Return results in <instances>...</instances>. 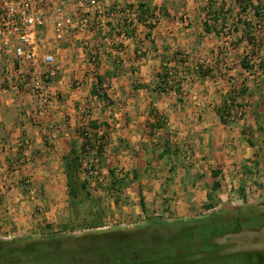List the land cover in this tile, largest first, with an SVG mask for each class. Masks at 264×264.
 I'll return each instance as SVG.
<instances>
[{
	"label": "rangeland",
	"instance_id": "374dc122",
	"mask_svg": "<svg viewBox=\"0 0 264 264\" xmlns=\"http://www.w3.org/2000/svg\"><path fill=\"white\" fill-rule=\"evenodd\" d=\"M144 1L146 0H143V4H147ZM167 1V5L170 6V1ZM191 1L194 4L199 2V4L197 3L196 11L204 13L206 18H209V20L207 19L209 22L206 21V23L204 21L196 22L194 25L195 32H198V28L204 29L205 24H207L213 31L216 30L217 33L223 34L222 40L218 39L222 44L218 45L216 43L214 49L206 47L200 54L193 52V49L191 51V47L167 53L165 50L168 51L172 48V44H175L176 36L171 37L173 41H170V43H167L161 37L162 42L159 43V46L163 53L159 55L161 57L159 64L155 68L150 67L149 70H140L141 66L135 62V60H140L137 58L136 51L144 46L142 42H139L140 35L143 37L149 29L141 28L138 34L139 37L137 35L138 41L134 40L132 42L133 51L126 54L125 63L117 64L112 56L107 55L103 57L96 70L92 71L91 67H87L89 68L87 73L90 74L91 78H97V76L106 78L104 81L106 84L105 88H100L99 94L101 96L112 87L110 85L112 76H116L120 81L125 80L126 82L132 78L134 79L123 86L115 85L113 91L109 92L110 96L106 95V93L107 98L100 100L101 102L98 99L90 100L91 93L88 91L91 90V87L88 85L83 86L82 89L87 90V95L81 102L76 101L78 105L72 102V107L76 109L79 104L82 105L80 113L75 112L73 119L70 121L71 132H73L71 142L83 163L82 167L72 171L74 190L77 195L75 198H71L67 185V164L73 159L70 151L69 155L62 160L64 170L62 188L64 191L60 193L57 190L59 189V180L57 179L52 185L53 188H57L56 193L46 191L37 197L35 191L34 197L27 195L30 200L36 198L42 203L40 206L37 205L35 209V213L40 219L36 227L29 230L26 236L13 240L48 237L53 234L78 235L93 231L125 230L126 228L142 226L150 218L154 217L162 220H179L198 217L207 213L204 209V206L208 204L206 196H203L205 200L201 201L200 197H197L199 192L192 193L196 195V198H193V196L189 198L184 193L178 196L175 194L176 191L171 193V188L170 190L168 189L177 183L186 190L184 191L186 193L190 187H194L197 184V180L193 176V178L191 177L192 179L186 180V175H184L178 181H175V178L179 175V170L185 174L188 169H192L193 152L190 148L186 149V144H177L174 141L178 135L172 130L169 132L168 117L164 113H160V109L156 105L161 101L162 95L170 94L178 88L174 85L166 86V80L161 76H166L167 70H171L174 76L183 78L184 81H186L188 75H198L202 79L205 78V80L208 78L211 83L223 80H228L230 83V79L234 80V78L242 77L243 81L241 84L237 88L232 89L230 94L236 93V97L247 108L245 117L250 115L251 118L258 121L257 125L261 124L263 129L261 136L264 142V22L257 17L258 12L264 15V0L246 1L244 3L247 7L246 11L242 10L235 0ZM147 2L149 7L159 9L160 17H167L168 9L165 5H158L159 8L152 5L151 0ZM174 2H176L174 4H177V2L182 3L181 0H175ZM255 8L258 9V12H256ZM168 16L170 15L168 14ZM181 18L182 16L179 17L180 21ZM246 25L250 26V28H247ZM191 26V22L187 27L181 25L176 30V33L188 30ZM245 30L252 32L251 37L254 38V41H249V36L246 35ZM201 40H203V37L197 34L194 42L198 43ZM192 43L193 40L190 41L189 46ZM153 46L154 40L152 43H147L143 59L147 56L148 48H153ZM182 55L186 56V61L180 58ZM243 60H246L252 69L243 68ZM197 67H199V70H196ZM229 71L233 75L225 78V76H228ZM0 75L4 76L2 68H0ZM145 79L149 80V82H140V80ZM71 84L76 89L81 87L82 83L79 79H75L72 76ZM183 84L184 82L182 86ZM1 87L5 88V83H1ZM133 87H142V89L146 87V97L147 95L153 96L154 101L152 104L147 105V107L144 106L145 103L133 106ZM181 87L178 94L183 96ZM125 88H128V90H125ZM82 89L81 91L83 92ZM117 94L119 95L117 96ZM230 94L224 98V101L230 98ZM63 100L60 99V101ZM130 100H132L131 105L128 103ZM66 118L67 116L65 120H67ZM148 119L152 120L150 124L160 119L163 127L158 129L160 133L155 136L149 127L150 124H146L144 135L147 141L145 142L139 141V143L132 145V143L125 141L119 136H110L113 133L111 129L115 123L126 122V124H134L138 129L142 128ZM30 122L37 126L42 124ZM92 122H96L97 132L92 130ZM54 124L56 126L59 125L58 122ZM226 124H229V122ZM85 132L91 134L90 146L97 140L101 141V156L98 157L97 150L96 153H93L92 149L83 150L85 144L83 134ZM252 138L254 139V137ZM23 139H28L32 143L31 138L27 136L23 137ZM165 143H169L171 151L166 154L165 158H162ZM261 155L264 156V153H261ZM263 159L261 157L260 161L262 162ZM255 162L256 164L252 166L253 171L251 172L259 171L258 165H260V162L256 160ZM242 171H244V168H242ZM126 175L128 177V187L120 188L119 185L115 186L113 184L114 178L120 180ZM184 178L185 181H183ZM198 182L201 183L200 186L204 190H210L213 181L198 180ZM221 182L222 187L217 193H212L211 191L207 193V196L211 194L214 202L217 203L215 211L246 208L247 206H254L264 211V180L259 181L258 177L254 178L253 176L244 180L240 178L232 180L227 175L221 178ZM83 184L87 186L86 189L82 188ZM31 187L35 190L33 182ZM241 188H243V191H241ZM22 192L27 194L24 189H22ZM200 192L203 194V191ZM141 196L146 199V212H143L141 208ZM47 201L60 207L50 211L49 208L43 207V203ZM178 208L188 209L189 213L187 215L174 214L173 212ZM175 230L176 227L171 228L162 224L161 235L167 236L174 233ZM101 241L102 239L99 238L96 243L101 244ZM79 244V248L84 250L88 247L97 246L95 243L89 246L88 239H84ZM213 244L214 249L224 256L264 251V228L259 231L243 230L239 233L229 234L214 240ZM48 246L49 248H57L53 244H48ZM64 246L69 248L72 243H66Z\"/></svg>",
	"mask_w": 264,
	"mask_h": 264
},
{
	"label": "crops",
	"instance_id": "0c3cea01",
	"mask_svg": "<svg viewBox=\"0 0 264 264\" xmlns=\"http://www.w3.org/2000/svg\"><path fill=\"white\" fill-rule=\"evenodd\" d=\"M138 1L143 3V0ZM147 1L144 2L149 6ZM151 1L152 5L157 7L165 5L170 16L167 14V17H160V23L154 30V46L148 48L146 58L139 61L135 60L136 64L141 66L140 70L157 67L161 58L159 55L163 53L159 43L162 42V39L170 43V41H173L171 37L174 35L176 36L175 44H172V48L168 51L165 50L167 53L191 47V51L193 49V52L200 54L206 47L214 49L216 43L218 45L222 44L218 39H221L223 34L217 33L216 30L213 31L210 28V32L206 33L203 28H198V32H195L194 25L196 22L204 21L206 23L209 20L204 13L196 11L199 2L194 4L191 0H181L182 3L177 2V4H174L176 3L175 0H169L170 6H168L167 0ZM185 14L189 17L192 26L188 30L176 33V30L182 25L179 23V17ZM197 34L202 36L203 40L195 43L194 39ZM140 37L142 38V35ZM161 37L163 38L161 39ZM192 40L193 43L189 46ZM139 42L141 43V40ZM132 49L133 44L130 43L126 54L131 53ZM55 54L60 63L61 76L51 83L50 89L60 93L61 99L65 101H59L45 118L44 124L39 123L40 126L30 122V114L34 109V99L31 94L24 90L16 92L8 86L2 88L1 83L3 81L2 75H0V239L2 240L22 238L28 234L29 230L34 229L39 222L40 218L35 213V209L37 205L40 206L42 203L36 198L30 200L27 194L22 192L21 181L23 178L29 177L32 180L37 197L46 191L56 193L57 188H53L52 185L57 179L59 180V189L57 190L60 193L64 191L62 188L64 181L62 160L69 155L73 148L71 142L73 132H71L70 121L73 119L75 112L80 113L82 105L79 104L76 109L72 107V102H81L86 97L87 90L82 89L83 86L88 85L92 89L97 83V78H91L90 74L87 73L89 71L87 67L90 66L83 58L84 55L80 49L70 48L66 52L55 51ZM230 75H233L231 71L228 72V76H225V78L230 77ZM72 76L81 81V87L76 89L73 87L71 84ZM110 79L112 87L106 90L107 94L105 93L108 96H110L109 92L113 91L115 85L129 84L134 78L128 80V82L125 80L120 81L116 76H112ZM242 81L243 78L240 77L234 78V80L230 79V83L228 80L211 83L208 78L205 80V78L202 79L198 75H188L181 88L183 96L173 91L170 94L162 95L161 101L156 104L160 109V113H164L168 117L169 132L172 130L178 135L174 141L177 144H186V149L190 148L193 152L192 169H188L185 174L179 170V175L175 178V181L186 175V180L193 176L197 180V184L194 187H186L189 189L185 193L186 190L176 183L168 188L169 190L171 188V193L176 191L175 194L178 196L184 193L189 198L192 196L196 198V195L192 193L199 192L197 197L204 201L203 196L207 197V193L211 189L204 190L198 180L213 181L212 173L214 171L221 172L220 177L217 179L221 187V178L227 175L232 180L234 178L244 180L252 176L254 178L258 177L259 181L264 180V159L262 162L260 161L261 157L264 158L261 155V153H264L261 124L257 125L258 121L251 118L250 115L241 121L226 124L222 121L219 113L222 112L224 98L231 93L232 89L237 88ZM140 82L148 83L149 80H140ZM105 85L103 82L101 87L105 88ZM100 88H98V93H100ZM138 88L133 87V106L136 104L141 105V103H145V107L151 105L154 101L153 96L147 95L146 97V87H143V89L142 87ZM125 90H128V88H125ZM88 92L91 93V90ZM89 99L96 100L97 97L91 94ZM132 100L128 101L130 105ZM98 101L100 100L98 99ZM75 105H78V102ZM59 111L63 112L65 117L67 116V120L59 115ZM148 121L142 128L138 129L134 124L115 123L111 129L113 133L110 136H119L132 143V145L139 143V141L145 142L147 141L144 135L146 124L152 123V120L148 119ZM49 122H58L59 125L55 129H51L49 128ZM25 136L32 140V148L26 152L18 149V142ZM24 154L29 155L31 163L20 165L19 159ZM255 160L260 162V165H258L259 171L251 172L253 171L252 166L256 164ZM242 168H244V171H242ZM185 178L183 181H185ZM200 191H203V194ZM241 191H243V188H241ZM44 206L46 209L49 208L50 211L60 207L57 204L52 205L48 201L43 203ZM173 213L187 215L189 210L178 208Z\"/></svg>",
	"mask_w": 264,
	"mask_h": 264
},
{
	"label": "built area",
	"instance_id": "2783aa9c",
	"mask_svg": "<svg viewBox=\"0 0 264 264\" xmlns=\"http://www.w3.org/2000/svg\"><path fill=\"white\" fill-rule=\"evenodd\" d=\"M140 4L143 3L138 0H0L2 81L16 92L24 90L31 94L34 109L30 121L44 124L51 109L61 99L60 93L50 89L61 72L55 51L80 49L94 71L107 55L112 56L117 64L123 63L128 45L137 40L141 28H149L139 38L144 46L136 51L137 58L143 59L147 43L154 40L160 14L159 9L151 8L150 14L143 15ZM179 23L188 26L189 17L183 15ZM180 58L186 61L185 55ZM165 80L166 86H182L184 82L171 70H167ZM230 95L223 107V119L229 123L241 121L247 108L236 93ZM59 115L65 117L61 111ZM48 124L49 128H56L54 123ZM153 133L156 136L160 131ZM90 137L89 132L83 134L85 143L88 144ZM100 145L101 141L97 140L86 149L96 153ZM31 148L32 143L28 139L18 142L19 150L26 152ZM19 163H31L29 155L24 154ZM31 183L29 177L23 178L21 187L27 195L34 197Z\"/></svg>",
	"mask_w": 264,
	"mask_h": 264
},
{
	"label": "trees",
	"instance_id": "16d2710c",
	"mask_svg": "<svg viewBox=\"0 0 264 264\" xmlns=\"http://www.w3.org/2000/svg\"><path fill=\"white\" fill-rule=\"evenodd\" d=\"M242 10H247L244 3L252 0H235ZM143 15L152 12L147 4H140ZM256 12L258 9L255 8ZM258 18L264 22V15L257 13ZM247 28L250 26L246 25ZM204 30L210 32L209 26L205 24ZM249 41H254L252 32L245 30ZM242 67L252 69L246 60L242 61ZM165 79V75L161 76ZM104 76H97L96 86L91 89V94L97 99L107 98L105 94L98 93L105 81ZM176 92H180L181 85L178 84ZM182 88V87H181ZM163 89V88H162ZM225 105V103L223 104ZM220 117L224 123L223 113ZM151 131L162 129L163 123L159 119L150 124ZM94 132L98 131L96 122L91 123ZM89 145L85 143L83 150ZM169 143L164 144L166 157L171 151ZM102 146L97 149L98 157L101 156ZM73 159L67 164V185L71 198L76 197L72 171L83 166L81 157L73 147L71 150ZM221 172L212 173L211 192L217 193L220 182L217 180ZM135 177V175H134ZM127 175L120 180L114 178V185L120 188L128 187ZM83 184L82 188L86 189ZM208 204L204 206L207 213L193 218L179 220H162L161 218H150L148 222L137 228H126L84 232L78 235H50L41 238H27L19 240L0 239V264H264V251L245 252L241 254H230L224 256L214 249L213 241L226 235L239 233L243 230L259 231L264 228V211L254 206L246 208H230L215 211L217 203L214 202L211 194L207 196ZM141 208L146 212L145 198H140ZM214 211V212H212ZM176 227L174 233L167 236L161 235V226ZM146 235V237H144ZM101 238V244L97 239ZM88 239L86 250L79 248V243ZM72 243V246L65 248L64 244ZM48 244L56 245L57 248H49ZM52 247V246H50ZM216 253V254H215Z\"/></svg>",
	"mask_w": 264,
	"mask_h": 264
}]
</instances>
